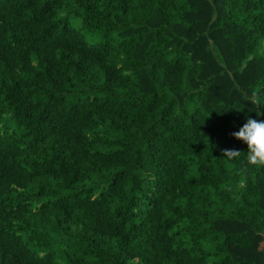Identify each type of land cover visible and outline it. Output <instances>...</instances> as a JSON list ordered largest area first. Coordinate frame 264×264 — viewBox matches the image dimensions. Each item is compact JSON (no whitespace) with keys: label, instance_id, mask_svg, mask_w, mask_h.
<instances>
[{"label":"trees","instance_id":"obj_1","mask_svg":"<svg viewBox=\"0 0 264 264\" xmlns=\"http://www.w3.org/2000/svg\"><path fill=\"white\" fill-rule=\"evenodd\" d=\"M254 92L264 0H0V264H264Z\"/></svg>","mask_w":264,"mask_h":264},{"label":"clouds","instance_id":"obj_2","mask_svg":"<svg viewBox=\"0 0 264 264\" xmlns=\"http://www.w3.org/2000/svg\"><path fill=\"white\" fill-rule=\"evenodd\" d=\"M249 102L256 107L257 116H264V111L259 110L257 94L254 92L248 97ZM238 139H242L248 145V164L252 167H264V121L247 118V123L240 132L235 134ZM240 152L228 150L223 153L229 159L238 157Z\"/></svg>","mask_w":264,"mask_h":264}]
</instances>
